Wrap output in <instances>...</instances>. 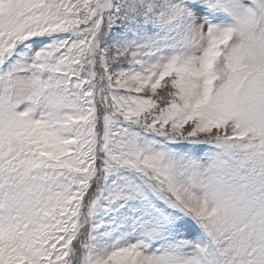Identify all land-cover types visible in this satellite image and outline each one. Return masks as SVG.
Here are the masks:
<instances>
[{"label": "snow or ice", "instance_id": "6c2138e0", "mask_svg": "<svg viewBox=\"0 0 264 264\" xmlns=\"http://www.w3.org/2000/svg\"><path fill=\"white\" fill-rule=\"evenodd\" d=\"M0 264H264V0H0Z\"/></svg>", "mask_w": 264, "mask_h": 264}]
</instances>
